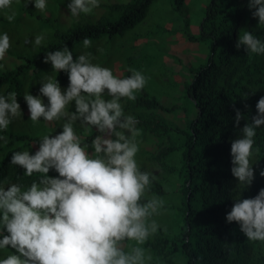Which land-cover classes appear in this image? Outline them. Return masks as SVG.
I'll return each instance as SVG.
<instances>
[{"label": "trees", "instance_id": "trees-1", "mask_svg": "<svg viewBox=\"0 0 264 264\" xmlns=\"http://www.w3.org/2000/svg\"><path fill=\"white\" fill-rule=\"evenodd\" d=\"M46 1L47 17L44 11L32 10L37 28L33 33L12 34L13 24L0 22V35L12 36L11 48L17 44L9 53L23 61L0 69V95L16 92L22 113L7 130H0V136L7 137V143L0 140V182L29 186L37 180L38 174L26 177L24 169L12 165L11 156L25 150L34 154L43 135L62 130L63 119L53 121L52 128H45L43 119L34 124L23 99L27 91L40 95L46 74L67 88L66 73L45 66L42 70L45 55L64 46L74 57L91 52L93 63L120 78L130 76V68L147 78L135 101L121 103L125 114L138 121L137 163L156 177L148 195L165 200L164 209L154 217L161 229L144 245L153 257L150 264H264V242L248 240L238 224L226 221L232 197H255L264 188L259 175L264 168V126L256 130L252 163L259 167L249 188L238 187L231 175V144L228 152L222 147L225 138L233 140L239 134L234 109L246 117L242 128L256 115V104L264 96V55L235 47L242 29L264 39V26L258 27L241 0H128L100 4L102 14L92 13L64 27L56 19L62 0ZM15 9L27 10L21 3ZM37 33L45 35L39 47L32 43ZM86 37L92 40L88 49L82 45ZM190 46L195 50L190 52ZM101 48L103 53L97 51ZM114 67L120 69L118 74ZM104 98L110 99L107 94ZM42 99L47 104V98ZM68 111H74V104ZM74 127L83 144L99 134L94 128L81 129L79 122ZM147 143H152L153 151ZM2 251L7 255L13 250Z\"/></svg>", "mask_w": 264, "mask_h": 264}, {"label": "clouds", "instance_id": "clouds-1", "mask_svg": "<svg viewBox=\"0 0 264 264\" xmlns=\"http://www.w3.org/2000/svg\"><path fill=\"white\" fill-rule=\"evenodd\" d=\"M241 1L258 27L264 26V0ZM19 3L27 10L18 12L15 6ZM100 3L67 0V8L57 5L56 19L64 27L78 24L81 17L94 16ZM47 5L46 0H0V22H11L15 28L12 34L33 33L37 28L32 10L44 11L47 17ZM225 29L230 31L226 22ZM232 33L235 35V29ZM37 34L32 42L35 47L45 39L43 33ZM10 41L11 35H0V62L4 57L12 60L7 68L23 63L9 53ZM82 45L88 49L92 40L86 37ZM235 47L248 54L264 55V39L246 29L240 31ZM97 51L103 53L102 48ZM93 59L91 52L74 57L67 46L50 51L41 68L66 73L67 88H61L56 76L46 74L40 83V95L23 93L34 124L43 119L42 125L52 128L53 121L64 122L60 132L42 136L34 154L25 150L11 156L10 163L24 169L26 177L38 174L39 178L29 186L0 182V251L13 250L0 254V264H150L153 259L144 245L161 229L154 217L164 209L165 200L148 195L156 177L142 171L137 163L138 121L125 114L121 103L122 99L135 101V93L145 87L147 78L131 68L130 76L120 78ZM3 67L0 64V69ZM105 94L110 99H105ZM248 95L245 93L242 99ZM42 97L47 98V104ZM73 104L74 111H68ZM234 111L239 134L233 140L225 138L222 147L228 152L231 144V175L238 187L249 188L259 167L252 160L256 130L264 126V96L256 104V115L242 128L240 122L246 117L239 109ZM21 114L16 92L0 95V130H7ZM77 122L81 129L94 128L99 133L90 144H83L77 135ZM0 140L7 143L6 136H0ZM255 152L259 153V148ZM259 175L264 177V168L259 169ZM232 198L226 221L238 224L248 240L264 242V188L255 197Z\"/></svg>", "mask_w": 264, "mask_h": 264}, {"label": "rangeland", "instance_id": "rangeland-1", "mask_svg": "<svg viewBox=\"0 0 264 264\" xmlns=\"http://www.w3.org/2000/svg\"><path fill=\"white\" fill-rule=\"evenodd\" d=\"M108 1H111V2H109V3H112V2H114V1H116V2H126V1H128V0H101V3L100 4H103V3H108ZM56 3H57V1H55ZM58 4V3H57ZM67 0H66V2L64 1V0H62V4H61V6L63 7V8H67ZM59 7H61L60 6V4L58 5ZM102 10H97L96 11V14H102ZM95 13V12H94ZM151 14V13H150ZM193 50H195V47L194 46H190L189 47V51L191 52V51H193ZM193 53V52H192ZM196 55V54H195ZM199 55H196V57H198ZM195 57V58H196ZM10 61H12L11 59H8V58H6L5 59V57H4V60H2L1 62H2V64L3 65H5V66H8L7 64L8 63H10ZM15 61V60H14ZM102 62V61H101ZM102 65V64H101ZM114 69V73H117L118 74V71H120V69L119 68H117V67H114L113 68ZM151 145H152V143H147V149H149V150H151V151H153L152 150V148H151ZM153 173H158L159 172V170L158 169H154L153 171H152Z\"/></svg>", "mask_w": 264, "mask_h": 264}]
</instances>
